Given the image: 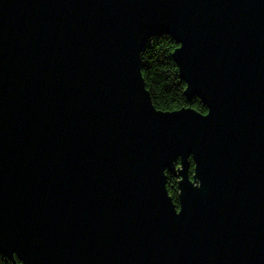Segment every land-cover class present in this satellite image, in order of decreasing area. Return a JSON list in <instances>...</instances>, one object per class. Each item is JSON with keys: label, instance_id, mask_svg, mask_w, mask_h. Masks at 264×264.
Here are the masks:
<instances>
[{"label": "water", "instance_id": "obj_1", "mask_svg": "<svg viewBox=\"0 0 264 264\" xmlns=\"http://www.w3.org/2000/svg\"><path fill=\"white\" fill-rule=\"evenodd\" d=\"M161 35L207 113L153 105ZM1 255L264 264V0H0Z\"/></svg>", "mask_w": 264, "mask_h": 264}, {"label": "trees", "instance_id": "obj_2", "mask_svg": "<svg viewBox=\"0 0 264 264\" xmlns=\"http://www.w3.org/2000/svg\"><path fill=\"white\" fill-rule=\"evenodd\" d=\"M177 47L174 39L168 35L161 37H151L141 50V74L144 78V85L152 98L153 105L161 111H176L178 109L191 107L200 113H207L201 98H194L188 101L183 92L186 85L181 81L176 62L173 61V50ZM179 162L176 164L178 168ZM190 177L193 179L194 163L190 158ZM172 168L168 167L165 171L167 178L166 189L173 202L178 207L179 191L178 177ZM0 264H12L3 255L0 256ZM16 264H20L16 260Z\"/></svg>", "mask_w": 264, "mask_h": 264}, {"label": "clouds", "instance_id": "obj_3", "mask_svg": "<svg viewBox=\"0 0 264 264\" xmlns=\"http://www.w3.org/2000/svg\"><path fill=\"white\" fill-rule=\"evenodd\" d=\"M193 184V186L195 187V188H200L201 187V184L200 183H198V182H194V183H192ZM175 212H176V214L177 215H179L181 212H179V213H177V211L175 210ZM23 262V261H22Z\"/></svg>", "mask_w": 264, "mask_h": 264}, {"label": "rangeland", "instance_id": "obj_4", "mask_svg": "<svg viewBox=\"0 0 264 264\" xmlns=\"http://www.w3.org/2000/svg\"><path fill=\"white\" fill-rule=\"evenodd\" d=\"M195 181L198 182V180H197L196 178H195ZM195 181H194V178H193V183H194Z\"/></svg>", "mask_w": 264, "mask_h": 264}]
</instances>
